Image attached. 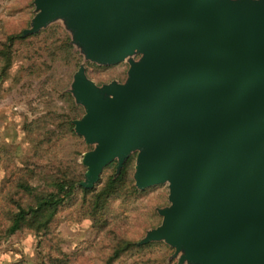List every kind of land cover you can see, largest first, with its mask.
Here are the masks:
<instances>
[{
    "label": "water",
    "instance_id": "obj_1",
    "mask_svg": "<svg viewBox=\"0 0 264 264\" xmlns=\"http://www.w3.org/2000/svg\"><path fill=\"white\" fill-rule=\"evenodd\" d=\"M31 34L70 17L88 53L117 64L144 54L103 99L84 70L75 93L89 118L75 131L98 142L93 188L143 145L136 186L171 183L165 239L192 264H264V0H38Z\"/></svg>",
    "mask_w": 264,
    "mask_h": 264
},
{
    "label": "rangeland",
    "instance_id": "obj_2",
    "mask_svg": "<svg viewBox=\"0 0 264 264\" xmlns=\"http://www.w3.org/2000/svg\"><path fill=\"white\" fill-rule=\"evenodd\" d=\"M37 2L0 0V44L10 36L20 37L13 48L12 67L7 77L0 79V264H105L120 240L132 241L142 247L133 248L114 264H180L186 254L185 246L178 250L165 239L141 244L149 234L163 226L161 212L173 205L169 181L140 190L139 196L111 202L106 213L109 226L105 230L92 224L78 197L60 210L47 235L24 230L7 237L13 209L7 197L12 188L11 181L37 157L34 156L37 148L27 132L32 122L42 119L53 129L60 127L75 110L74 102L83 109L81 118L76 121L84 123L89 116L74 87L79 71L84 70L103 99L109 101L113 96L106 89L113 83L127 84L131 68L144 58V54L136 50L117 64L94 60L88 53L91 43L78 38V27L67 16L56 17L31 34L40 14ZM68 41L74 46L70 56L63 51ZM1 66L0 60V69ZM68 93L73 101L66 96ZM76 135L66 136L61 132L41 151L62 171L85 169L87 173L91 167V154L99 143L90 142L87 135ZM144 148L141 145L130 154L136 156L135 173L139 170L137 160ZM108 173L104 172V176Z\"/></svg>",
    "mask_w": 264,
    "mask_h": 264
},
{
    "label": "trees",
    "instance_id": "obj_3",
    "mask_svg": "<svg viewBox=\"0 0 264 264\" xmlns=\"http://www.w3.org/2000/svg\"><path fill=\"white\" fill-rule=\"evenodd\" d=\"M19 36H10L7 41L0 44V79L7 77L13 64V48ZM67 56L74 52V46L68 41L66 49ZM73 101L71 94H66ZM74 111L67 116L64 125L53 129L46 120L32 122L27 130L31 142L36 146L37 153L32 163L20 170V175L11 181L12 188L8 193L13 209L9 217V227L6 231L7 237L18 232L30 230L37 235H47L57 220L62 208L81 200V208L86 212L92 224L100 230H105L108 224L106 213L114 200L126 199L139 196L142 192L137 188L133 176H135L136 156L132 155L125 159L121 167L117 160L108 164L100 175L98 183L93 188H86V171L74 169L73 172L62 171L53 166L41 149L47 146L53 137H58L61 132L66 136L77 137L74 122L81 118L83 109L75 106ZM52 116V115H51ZM47 118V117H44ZM81 139V137H80ZM109 173L104 176V172ZM148 245V244H147ZM144 245V246H147ZM137 246V243L120 240L113 247L105 264H114L124 254Z\"/></svg>",
    "mask_w": 264,
    "mask_h": 264
}]
</instances>
